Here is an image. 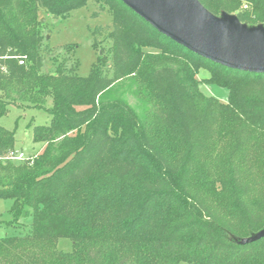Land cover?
<instances>
[{
    "label": "trees",
    "instance_id": "obj_1",
    "mask_svg": "<svg viewBox=\"0 0 264 264\" xmlns=\"http://www.w3.org/2000/svg\"><path fill=\"white\" fill-rule=\"evenodd\" d=\"M200 1L264 27V0ZM90 4L112 23L92 30L102 50L89 75L68 59L45 71L53 48L40 13ZM126 77L153 102L151 120L103 98ZM202 84L226 87L228 100ZM48 99L51 122L33 128L44 150L0 162L8 224L30 218L0 238V264H264V74L194 52L122 0H0V118L14 101ZM15 147L16 131L0 125V148ZM62 237L72 251L57 247Z\"/></svg>",
    "mask_w": 264,
    "mask_h": 264
},
{
    "label": "rangeland",
    "instance_id": "obj_2",
    "mask_svg": "<svg viewBox=\"0 0 264 264\" xmlns=\"http://www.w3.org/2000/svg\"><path fill=\"white\" fill-rule=\"evenodd\" d=\"M95 12H98V14H95ZM40 15L46 21L45 32L48 34L50 45L53 48L52 53L46 56L44 70H51L54 67L50 62L53 60L52 58H57L59 62L68 59L67 67L74 68V71L79 75H89L93 64L98 59V52L100 49L102 50V46L95 47L93 45L92 30L99 24L110 25L112 23L110 12L100 9L96 4H90L72 10L66 18H55L43 12ZM233 17L238 18L235 12L227 14L222 19L229 22L227 19ZM107 44V39H104L101 45L105 46ZM148 50L154 51L152 48ZM198 75L199 78H203L208 73L201 70ZM201 89L205 94H211L222 102L228 100L229 91L224 86L202 84ZM103 98L109 100L122 98L139 113L142 119L146 121L152 119L154 113L153 102L144 97L133 77H126L118 81L104 93ZM51 105V99H48L46 107H38L23 101H14L10 103L8 112L0 118V125L16 131V146L22 148L28 155H35L44 150L43 143L33 140V128L36 125H45L51 122L52 116L47 110ZM11 204L10 199L0 198V238L20 235L30 225V218H25L23 225L20 227L8 224L13 217L10 212ZM57 247L64 252H70L73 249V241L70 238L62 237L59 239ZM180 264L190 263L182 261Z\"/></svg>",
    "mask_w": 264,
    "mask_h": 264
},
{
    "label": "water",
    "instance_id": "obj_3",
    "mask_svg": "<svg viewBox=\"0 0 264 264\" xmlns=\"http://www.w3.org/2000/svg\"><path fill=\"white\" fill-rule=\"evenodd\" d=\"M122 1L194 52L231 68L264 74V27H248L237 17L226 22L200 0Z\"/></svg>",
    "mask_w": 264,
    "mask_h": 264
},
{
    "label": "built area",
    "instance_id": "obj_4",
    "mask_svg": "<svg viewBox=\"0 0 264 264\" xmlns=\"http://www.w3.org/2000/svg\"><path fill=\"white\" fill-rule=\"evenodd\" d=\"M20 63H24V58L20 60ZM33 155H28L22 148H11L9 150H2L0 148V162L4 161H15V162H25L32 160Z\"/></svg>",
    "mask_w": 264,
    "mask_h": 264
}]
</instances>
